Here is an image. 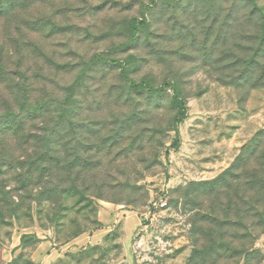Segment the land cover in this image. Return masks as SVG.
I'll return each instance as SVG.
<instances>
[{"label":"rangeland","instance_id":"obj_1","mask_svg":"<svg viewBox=\"0 0 264 264\" xmlns=\"http://www.w3.org/2000/svg\"><path fill=\"white\" fill-rule=\"evenodd\" d=\"M263 38L264 0H0V264H264Z\"/></svg>","mask_w":264,"mask_h":264},{"label":"trees","instance_id":"obj_2","mask_svg":"<svg viewBox=\"0 0 264 264\" xmlns=\"http://www.w3.org/2000/svg\"><path fill=\"white\" fill-rule=\"evenodd\" d=\"M262 47H264V38H263V45ZM261 49V48H259ZM96 61H108L112 64H117L119 66H121V69H122V73L123 75L125 74V67L123 66V64L117 60H114V59H101V58H97ZM126 77V75H124ZM128 79V78H127ZM130 85L135 89V90H141L144 85L143 83H139V84H136L132 81H130ZM71 90H72V85L69 87V94L67 96V98L71 95ZM152 90V89H150ZM172 102L174 103V105H176L178 107V111H177V114H176V117L174 119V124L177 126V124L185 117V108L184 106L182 105V102L181 100L179 99L178 97V94H177V89L175 88L174 89V94H173V97H172ZM30 119H35L36 117H29ZM12 121H10L9 123L11 125H16L17 127H21V125L24 123V117H11ZM7 124V123H6ZM10 124H7L5 126H8ZM54 127L52 129V132L49 134V136H42V137H38L37 138V142L35 141V145H38V144H41V146L43 148H49L51 146V143L53 142L52 140V133L54 132ZM176 139L174 141V146H176L178 143H179V131L178 129H176ZM46 149V150H47ZM1 166V165H0ZM50 192H53L52 189H50ZM50 194V193H49ZM0 195H1V191H0ZM50 199V198H49ZM5 202V201H4ZM2 209L0 211V217L2 218L3 217V213H2ZM71 234V233H70Z\"/></svg>","mask_w":264,"mask_h":264}]
</instances>
